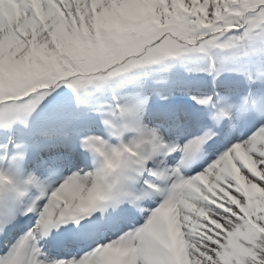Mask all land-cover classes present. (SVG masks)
I'll use <instances>...</instances> for the list:
<instances>
[{"label":"snow or ice","instance_id":"1","mask_svg":"<svg viewBox=\"0 0 264 264\" xmlns=\"http://www.w3.org/2000/svg\"><path fill=\"white\" fill-rule=\"evenodd\" d=\"M257 34L264 0H0V127L63 116L65 89ZM193 99L197 131L176 141L132 105L98 109L104 128L40 157L43 179L22 173L26 143L0 144V264H264V97ZM49 236L79 251L50 257Z\"/></svg>","mask_w":264,"mask_h":264},{"label":"rangeland","instance_id":"2","mask_svg":"<svg viewBox=\"0 0 264 264\" xmlns=\"http://www.w3.org/2000/svg\"><path fill=\"white\" fill-rule=\"evenodd\" d=\"M263 35V34H262ZM260 34L255 35L252 38L246 39L243 43H246L249 51L251 52H255L257 55L255 57V61L253 66L254 67H258V68H264V54L258 55V53L260 51H262V49L260 48L261 46V40L263 38V36ZM250 47H253L254 49H250ZM247 49V48H246ZM234 50V49H231ZM237 56H241V59L236 63L237 65L235 66V68L233 69L234 71H237V75L235 76V79H229L226 81H219L217 79L212 80L211 77L214 75L213 74V64L212 67H208L206 70V78L210 80V82H214V84L216 85H212L213 87L218 88V92L222 93L221 97H225L229 94V96L231 98H234L236 100H238V102H235L234 104H239L243 98H245L249 93H251L250 90L248 89L249 86V81H247L246 79V75H245V70L247 65L249 64L251 61V57L248 55V53L245 51V47H240L239 49H235ZM219 59V61L221 63H223V67H222V71L226 73L227 69H228V65L226 64L229 61V55H230V49H216L214 51ZM242 53V54H241ZM205 52L201 51L200 55L198 57H196V55H191L188 58V66L191 68H194V66H196V64H198V59L200 58H205ZM237 59V57L235 58ZM235 62V60H234ZM177 64V63H176ZM177 68H180V65H177ZM194 70V69H193ZM182 72H177L176 76H175V81L173 82L174 84L171 85H167L164 84L166 86H163L162 84H160V88H157L154 90V88H151V91L153 92L152 98L156 101H158L159 99H164L169 107L168 109V116H170V118H178L181 112H184L185 109H189V107H192V105L190 103H188V101H186L185 103H183L181 100H176L174 101V103L171 102L170 99L168 98H173V95H175L174 97H178V98H182V96H184L185 94H190L193 93L195 95H203V94H211L213 95V92H210L211 90L209 89V86H205L203 90H196L197 87H201L204 86L203 82L199 81L198 79H193L190 80L187 75H182ZM160 77V82H163V78L162 75H159ZM167 76H165L164 78H166ZM255 78L258 79V84L259 86H257L256 90H254L252 93L254 94L255 97H264V74L263 72L259 71L255 73ZM129 79H131V77H129ZM166 83V82H165ZM202 83V84H201ZM191 85H193L194 87H191ZM238 86L239 90H235L236 87ZM193 88V91L191 90ZM225 91H228L225 93ZM217 95V94H216ZM88 100L90 102H92L91 104H93V106L97 107L96 105V98L94 97L92 92H89L88 95ZM84 101V100H83ZM240 101V102H239ZM81 102V101H80ZM79 102V105L82 107L83 105ZM160 104V103H159ZM164 104V102H163ZM205 109L202 106H198L196 109L191 110V114H198L203 112ZM136 111L139 114L142 122L149 126V127H153V128H157L159 130V133H163L164 131L166 132V134L168 135V137L170 138L171 141H176L181 139V137L187 133V134H191L192 132L197 131L196 127L194 125H187V124H183L182 126H178L177 128H173L172 126H170L169 124H159L158 122H153L152 118H153V114L154 112L152 111V107L149 106V104H147L146 102H140L139 105L137 106ZM83 115H85L84 113H82ZM91 118H89L88 120H83L81 122L80 125H77V129H81V126H86V125H93L96 126L97 123H101V119L99 116V113L95 112L93 114L89 115ZM172 120V119H171ZM170 121V120H169ZM187 122V121H184ZM20 126L22 128L25 127V125H21ZM104 125L102 124V127H99L100 129H103ZM41 130H43V127L41 128ZM93 130H95V127L93 128ZM1 135H0V144L6 143V139H7V132L4 130V133H2L3 131L0 130ZM105 135H108L107 132H105ZM131 136V134H129ZM169 140V141H170ZM21 142V141H19ZM74 142V141H73ZM113 142H116V138L113 137ZM38 148L36 149L34 144L33 146L27 147L28 148V153H32L35 158L32 162L30 161H26L23 164V168H22V173L24 175L30 174V173H35V174H39V172H37L36 170H33L32 167L34 166V164L38 165V159L40 157H49L52 156L54 154H56L57 152H64L65 150H63L62 148H59V150L55 151L54 154H44L43 155V144H39L37 146ZM38 153V154H37ZM37 154V155H36ZM30 162V163H29ZM33 163V165H32ZM83 161H80L78 158L73 159L72 164L73 166H75L76 164H80L81 166H83ZM87 164L89 166L92 165V155L89 154V158L87 159ZM40 174L45 178L47 176L46 171L43 169ZM35 221H31V223H34ZM41 243L44 246L45 251L48 252L50 257H61V256H67L69 254H75L79 251V247L75 246V245H71V244H67V243H62V245L55 249V251H53V249L51 247L45 248L46 246V242L45 240H42ZM0 250H4L3 249V241H0Z\"/></svg>","mask_w":264,"mask_h":264},{"label":"trees","instance_id":"3","mask_svg":"<svg viewBox=\"0 0 264 264\" xmlns=\"http://www.w3.org/2000/svg\"><path fill=\"white\" fill-rule=\"evenodd\" d=\"M262 35V34H260ZM263 38L261 40V46L264 48V34L262 35ZM250 49H254L253 47H250ZM215 51V50H214ZM201 51H191L189 53L184 54L183 56H179V57H170L165 59L164 61L158 63V64H154V65H150L147 67H143L137 70H134L132 72L129 73H123L115 78H113L111 81H109L106 84L101 85L100 87L91 89L87 92L82 93L83 96H88V92H92L94 97L96 98V105L97 107L93 106L92 109H88L85 106H83L84 108H79L78 104H77V100L75 98H73V93H71L70 89H65V91L67 93H69V95L66 97V99L68 100L69 103V107H68V112H74L75 114H77L79 116V114L81 112H91V111H97L98 109H107L111 106H113V103L111 101L110 98V93L108 90V86L109 84H113L116 86V89L118 90V93L120 94L123 102L126 101H130L129 100V96H128V89L130 88L129 85V77H133V79H136V81H142L143 78L145 76L150 75V71L153 70L154 73L156 75H166L168 72H170V74L174 75L175 73H177L178 69L177 65H180L181 69H185V68H189L188 66V57L191 55H196V57H198L200 55ZM215 53V52H214ZM236 50H231L230 49V57L231 59L234 58ZM216 54V53H215ZM206 57L205 58H200L198 59V64H196V66L200 69H202L203 67H205L204 65H207L209 63V53L205 52ZM217 56V55H216ZM218 59V57H217ZM219 61V59H218ZM177 63V64H176ZM171 80V79H170ZM146 86L142 85V90H144V94L148 93V90H146ZM133 101V100H131Z\"/></svg>","mask_w":264,"mask_h":264},{"label":"bare ground","instance_id":"4","mask_svg":"<svg viewBox=\"0 0 264 264\" xmlns=\"http://www.w3.org/2000/svg\"><path fill=\"white\" fill-rule=\"evenodd\" d=\"M231 99H232V100H231ZM231 99H230V100H231V101H234V103H235V102H238V100H236L235 98H234V100H233V98H231ZM45 153L48 154V148H47V150L45 151ZM45 153H44V154H45ZM32 165H33V163H32ZM32 169H33V170H36V171L39 172V173L43 170L42 167H39V166L36 165V164H34V166L32 167Z\"/></svg>","mask_w":264,"mask_h":264}]
</instances>
